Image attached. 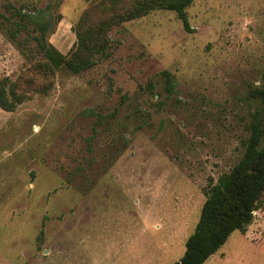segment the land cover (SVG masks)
Masks as SVG:
<instances>
[{"label": "rangeland", "instance_id": "374dc122", "mask_svg": "<svg viewBox=\"0 0 264 264\" xmlns=\"http://www.w3.org/2000/svg\"><path fill=\"white\" fill-rule=\"evenodd\" d=\"M90 1L0 0V79L27 92L16 110L0 107V264L179 260L263 109L248 94L264 84V0H195L190 30L153 11L116 27L93 67L45 77L36 25L11 34L17 10L50 14L47 37L66 54ZM205 264H264V195Z\"/></svg>", "mask_w": 264, "mask_h": 264}, {"label": "trees", "instance_id": "16d2710c", "mask_svg": "<svg viewBox=\"0 0 264 264\" xmlns=\"http://www.w3.org/2000/svg\"><path fill=\"white\" fill-rule=\"evenodd\" d=\"M195 0H91L78 21L73 25L76 42L68 53L61 52L48 37L52 24L51 15L41 18L24 10H17L18 28L30 18L36 25L34 40L45 57L38 71L45 77H53L57 69L66 68L80 73L93 67L100 57L107 56L112 45L111 32L124 23L149 15L156 10H170L177 13L187 30L191 29L187 9ZM39 19V20H38ZM62 19L59 14L57 22ZM166 90H175V79L169 70H164ZM27 93V92H26ZM19 90L17 81L9 77L0 79V107L14 111L27 99ZM251 100L260 101L263 109L253 112L248 125V136L244 152L239 161L227 172L212 182L206 191L199 220L194 231L186 240L183 256L171 264H205L228 241L233 232L245 233L255 219V211L264 195V84L252 88L248 94Z\"/></svg>", "mask_w": 264, "mask_h": 264}]
</instances>
